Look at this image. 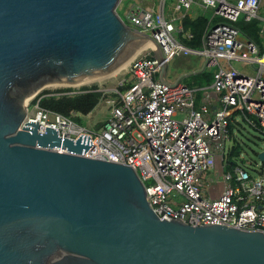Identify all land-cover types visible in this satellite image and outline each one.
<instances>
[{"label":"water","instance_id":"95a60500","mask_svg":"<svg viewBox=\"0 0 264 264\" xmlns=\"http://www.w3.org/2000/svg\"><path fill=\"white\" fill-rule=\"evenodd\" d=\"M120 1L0 0V264H264L263 233L160 220L131 168L25 121L46 88L107 78L146 42L164 62Z\"/></svg>","mask_w":264,"mask_h":264},{"label":"built area","instance_id":"2783aa9c","mask_svg":"<svg viewBox=\"0 0 264 264\" xmlns=\"http://www.w3.org/2000/svg\"><path fill=\"white\" fill-rule=\"evenodd\" d=\"M261 1L176 0L169 20L162 11L154 13L139 7L126 14L131 29L157 43L163 63L188 55L205 59L206 67L213 69L210 88L218 95L217 109L211 110L207 103L206 88L161 82L158 76L163 63L147 48L130 62L126 76L108 98V93L99 88L106 95L109 114L98 130H88L42 109L36 96L28 103L25 121L37 122L39 133L53 129L61 139H80L87 146L80 157L131 168L160 220H180L192 227L229 226L264 234L263 176L253 178L236 164L222 175L223 189L216 198L205 195L202 181L214 168L213 148L228 140L231 117L245 115L249 125L255 124L264 132V52L253 41L242 40L235 25L240 19L257 20ZM196 2L211 9L213 19L221 20L206 24L200 47L193 50L177 36L192 38L184 34V16L180 14ZM234 62L257 65L251 67L255 74L239 71ZM124 86L129 88L119 91ZM63 88H71L68 96L82 92L79 88ZM199 93L202 98L197 102Z\"/></svg>","mask_w":264,"mask_h":264},{"label":"rangeland","instance_id":"374dc122","mask_svg":"<svg viewBox=\"0 0 264 264\" xmlns=\"http://www.w3.org/2000/svg\"><path fill=\"white\" fill-rule=\"evenodd\" d=\"M128 0H121L116 8V12L119 17L128 25L126 21V14L131 9L132 4L134 6H139L142 0H131V2L126 4ZM151 1V0H145ZM157 2V0H153ZM168 4H169V0ZM264 7V0L262 1V8ZM213 11L208 9L204 12V15L209 18L212 16ZM216 22L221 19L215 18ZM264 52V47H263ZM142 53H145L144 51ZM234 67H236L239 71H246L250 75H254V69L257 68V65L254 67H249L246 63L234 62ZM205 64V59L196 55H188V56H178L173 58L167 65V74L166 80L167 83H174L175 79H178L183 74L188 73V75H193L195 72H199L202 70ZM128 70V66L125 70L115 75L114 77L104 78L100 81L90 83L83 86H76L74 88H82V87H90L93 85L98 86L100 89L106 92L107 98L117 87L120 80L126 76ZM205 72L211 73L213 69L205 68ZM188 79H186V82ZM46 89L54 90L59 89V87H49ZM45 89V90H46ZM108 105L105 103L104 99L99 102L96 108L86 117L82 119V126L87 128L88 130H98L99 123L105 122L108 119ZM241 117L239 116V119ZM240 121H242L240 119ZM241 126H238V129L233 130V138H230L225 141L224 146L227 148L236 147L237 153L239 154L236 162L240 164L245 171L249 173V175L253 178H257L259 176L264 177V162H262L259 158L261 153H264V133L260 130L252 128L245 121L241 122ZM240 157V158H239ZM231 167L224 166V170H230ZM213 171H209L205 173V176H211Z\"/></svg>","mask_w":264,"mask_h":264},{"label":"trees","instance_id":"16d2710c","mask_svg":"<svg viewBox=\"0 0 264 264\" xmlns=\"http://www.w3.org/2000/svg\"><path fill=\"white\" fill-rule=\"evenodd\" d=\"M131 0H128L130 3ZM208 23V20L204 16H199L195 19L190 18L185 15L181 21L182 29L184 34L192 35L191 39L183 37V35H178V39L189 49L196 50L200 47L201 35L202 32ZM236 27L239 29L240 33L246 38L254 43H256L259 48L262 50L264 43V36L262 35L261 24L258 20H252L250 22H244L240 19L236 24ZM191 81H197L195 87L200 88L203 86H208L211 84L212 77L211 74L203 71L196 75H193L188 78ZM194 83H189L185 86L193 88ZM129 87L124 86L119 89V91H125ZM71 88H59V89H46L40 92L36 97L39 99V106L47 111L54 112L59 114L75 124L82 126V119L89 115L99 104L101 100L106 98V95L99 90V87L96 85L90 87H82L79 94L73 96H68L67 92ZM233 117L229 120L227 126L228 135L233 138V130L238 129V126H241V123L234 124L232 121ZM243 121H245V116H242ZM104 125L103 122L99 123V128ZM252 128L260 130L264 133L258 126L250 125ZM98 128V129H99ZM239 156L237 153L236 147L233 146L228 152L226 157V167L235 166L237 163L235 159Z\"/></svg>","mask_w":264,"mask_h":264},{"label":"crops","instance_id":"0c3cea01","mask_svg":"<svg viewBox=\"0 0 264 264\" xmlns=\"http://www.w3.org/2000/svg\"><path fill=\"white\" fill-rule=\"evenodd\" d=\"M175 1L176 0H169V4H168L167 0H164V1L163 0H157V2H155L153 0L148 1V2L145 1V0H142L140 2L139 6H134V4H132L131 9H133L134 7H139L141 9H144V10H147V11H152L154 13H159L160 11H162L164 18L166 20H169L173 16V13H174L173 12V6H174ZM228 1L235 2L236 0H228ZM262 1L260 3L259 11H258V14H257V20L261 24L262 35L264 36V7L262 8ZM206 10H208V9L202 8L200 3L196 2L191 7V9L189 11H187V12L183 11L180 15H183V16L187 15V16H189L192 19H195V18H197L199 16L206 17L204 15V12ZM207 20H208V22H210V21H212L214 23L216 22V19H213V14H212V16L207 18ZM240 38L242 40L246 39L242 34H241ZM263 47H264V43H263L262 49H263ZM205 68H206V66L204 65L202 70H200L199 72H195L193 75H196L198 73L206 71ZM166 74H167V70H166ZM210 74H211V77H212V72ZM193 75H188V73L183 74L178 79H175L174 83H180L182 85H187L189 83H194V85L192 87L196 88L195 85H196L197 81H191L190 82V80L188 79L189 77H191ZM158 78H159V76H158ZM165 79H166V75H165ZM186 79H188L187 82H186ZM166 83H167V80H166ZM174 83H170V84H174ZM200 88H206L207 89L206 101L209 104L211 110L217 109L219 107L218 95L210 88V85L203 86V87H200ZM201 98H202L201 94L200 93L197 94V102L201 101ZM239 116L241 117L240 119L243 121L242 116L244 117L245 115H238V116L233 117L232 121H233L234 124L242 122V121H240ZM245 122L247 123V117L246 116H245ZM230 138H231V136L228 137V139H230ZM224 143H222V146H220V147H217V148L214 147L213 148V156H214V161H215L214 168L212 170L213 173H212L211 176H208V175L205 176L204 175L203 180H202L203 181V185L205 186V189H204L205 195L207 197H209V198H216V197H218L220 195V193L222 192V189H223L222 175L224 173H226V172L231 171L232 168H233V166L231 165V169L230 170H224V166L226 165V157L228 156V152L231 150V148H227V150H226V147L224 146ZM216 145L217 144H215V146ZM236 159H235V161H236Z\"/></svg>","mask_w":264,"mask_h":264},{"label":"bare ground","instance_id":"6f19581e","mask_svg":"<svg viewBox=\"0 0 264 264\" xmlns=\"http://www.w3.org/2000/svg\"><path fill=\"white\" fill-rule=\"evenodd\" d=\"M150 47V44L148 42H146L145 44H143L138 50H136V52L128 59L126 60L121 66H119L116 71L109 77H114L115 75L119 74L120 72H122L123 70L126 69V67L130 64V62L137 57L138 55H140L143 51H145L147 48ZM107 77V78H109ZM94 83V82H92ZM90 84V83H87ZM87 84H79V85H72V87H76V86H83V85H87Z\"/></svg>","mask_w":264,"mask_h":264}]
</instances>
